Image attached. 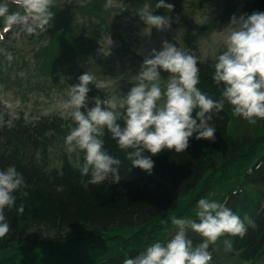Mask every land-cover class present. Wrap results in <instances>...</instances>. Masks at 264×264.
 I'll return each mask as SVG.
<instances>
[{
	"label": "clouds",
	"instance_id": "clouds-1",
	"mask_svg": "<svg viewBox=\"0 0 264 264\" xmlns=\"http://www.w3.org/2000/svg\"><path fill=\"white\" fill-rule=\"evenodd\" d=\"M108 2L111 4V0ZM12 3L23 14L20 11L10 13L8 4L0 3L5 33L17 25L29 35L45 33L51 27L55 15L51 8L55 0H12ZM156 8L171 12L174 5L159 0ZM139 15L149 26V33L152 27L158 31L171 29V18L153 15L148 4L140 8ZM222 32L225 33L223 50L213 57L211 76L219 90L218 97L198 86L202 57L191 48L177 47L167 40L162 42V50L153 49L145 57L135 77V86L123 100L118 101L115 96L102 100L97 96L94 106L89 107V85H95L96 80L91 72L79 76V83L68 88L61 114L75 126L69 125L66 151L76 154L74 167L82 177H90L86 181L88 185H100L105 181L119 184L121 181V160L105 150L106 132L125 152L133 167L151 175L153 156L166 150L184 153L193 137L215 142L214 118L226 106L233 118L249 126L264 122V12L253 11L239 18L233 15ZM6 59L11 62L12 54L8 53ZM161 70L170 74L163 87ZM121 120L123 125L118 122ZM5 126L12 127L13 118L5 119V114L0 113V128ZM80 153H83L82 162ZM255 167L256 170L264 167V161ZM25 188V179L15 166L0 170V240L8 238L12 232L7 212L14 207L20 214L25 211L23 203L17 207L15 195L19 192L27 196ZM56 191H63V188ZM195 215L198 222L172 216L174 236L166 243L153 242L134 258L126 255L123 264H211L210 245H216L225 236L242 239L249 228H256L255 221L247 214L242 218L226 203L206 198L197 202ZM189 230L199 234L203 242L194 245L188 238ZM223 243L226 250H232L230 239H224Z\"/></svg>",
	"mask_w": 264,
	"mask_h": 264
},
{
	"label": "trees",
	"instance_id": "trees-1",
	"mask_svg": "<svg viewBox=\"0 0 264 264\" xmlns=\"http://www.w3.org/2000/svg\"><path fill=\"white\" fill-rule=\"evenodd\" d=\"M90 1L78 9L87 14L101 9L99 1ZM158 1H150L153 9H156ZM51 10L55 14L57 33L41 49L48 64L52 60L61 64L73 61L76 57H86L90 50L86 45L81 46L75 41L76 27L73 19L64 16L58 8ZM253 11L264 12V0H244L242 12L251 14ZM2 25L4 21L0 18V28ZM45 33L38 37H43ZM213 62L214 60H208L200 63L198 86L209 95L218 97L219 90L211 79L214 72ZM51 73L56 77L52 82H59L63 66L55 67ZM118 122L123 125L122 120ZM236 122L237 119L231 116L226 106L214 118L217 127L215 142L196 140L193 137L184 153L176 154L166 150L153 156L154 169L151 175L133 167L131 161L126 159L125 152L106 132L103 138L105 150L121 160V181L119 184L105 181L100 185H88L86 181L90 177H82L67 158L60 168H50L47 165V149L53 138L52 134L68 129L69 121L59 117L41 118L35 124L13 120L12 127L0 128V170L15 166L25 179L27 188L23 191L28 195L15 193L17 207L20 203L25 205L23 214L18 213L16 207L6 214L12 232L8 238L0 240V264H10L16 258L27 259L30 253H36L37 248L44 250V247L54 241L73 240L76 245H81L97 239L102 243L107 242L108 249H115L119 245L124 249L113 257L86 264H123L126 255L134 258L144 249L145 243L155 240L154 237L160 232V226H156L159 218L162 226L169 224L170 219L163 214L173 203L200 183L186 204V209L175 215L177 218H189L199 199L209 196L215 188L222 187L221 177L229 172L235 162L244 163L251 171L250 174L244 171L237 184L238 190L236 186L225 190L228 193L224 200L234 213L242 218L247 214L253 219L256 228H249L242 239L228 237L232 241V250L243 260H264V167L259 170L255 167L257 163L264 161V135L257 134L258 130L251 128L247 122L245 133L233 129L230 135L228 127L230 123ZM82 157L83 153H80L81 162ZM250 183L252 189H256L251 196L246 191ZM61 187L63 191H56ZM18 221L30 228H36L38 238H35L37 233H34V240L26 237L25 240L14 241L15 231L19 227ZM43 229L53 232V239L43 240ZM124 230L132 231L126 237ZM51 240L53 241L50 242ZM47 259H42L41 263L55 264L54 259Z\"/></svg>",
	"mask_w": 264,
	"mask_h": 264
},
{
	"label": "rangeland",
	"instance_id": "rangeland-1",
	"mask_svg": "<svg viewBox=\"0 0 264 264\" xmlns=\"http://www.w3.org/2000/svg\"><path fill=\"white\" fill-rule=\"evenodd\" d=\"M243 1L165 0V3L173 4L174 9L168 12L164 8H158L160 13L154 12L153 15L170 17L171 29L158 31L152 27L149 33V26L139 15L143 6L141 0H111V4L105 0L104 4L110 11L100 18L96 17V21L101 24L108 23L107 27L103 26L102 31L91 33L89 26L95 22L94 19L91 15L75 11V41L81 46L86 45L90 53L84 58L76 57L73 61L61 64L52 62L48 65L45 55L39 56L41 49L48 45V35L36 41H29L22 26H14L10 34L0 35L3 36V39H0V72L6 77L4 82L0 83V113L5 114V119L11 117L27 124H33L45 117H60L71 121L61 114V104L68 88L78 84L79 76L86 72L95 75L97 86L89 85V107L94 106V98L97 96L102 100L112 96L118 101L123 100L135 86V77L140 73L145 57L153 49L162 50V42L165 40L177 47L191 48L202 57V62L213 60V57L223 50L225 33L222 31L229 25L230 18L233 15L239 18L243 14ZM61 6L72 10L71 7H79L81 3L76 0H62ZM8 53L13 56L11 62L6 59ZM60 65L63 66V73L59 76V82L54 84L52 79L56 77L51 72ZM160 74L163 87L170 74L162 70ZM120 111L123 112V109ZM250 127H255L257 134L264 135L263 123ZM245 128V121L237 119L236 123H230L228 132L231 135L235 129L245 133ZM69 131L70 128L52 134L46 158L50 168H60L67 161L65 158L71 164L76 162V154L66 151L65 137ZM251 131L252 129L249 130ZM247 168L244 163L235 162L229 172L221 177L222 187L215 188L205 198L220 202L222 196L228 193H225V190L237 186ZM199 184L173 203L165 217L184 211ZM252 187L250 184L246 188L249 196L253 192ZM195 211L196 208L191 212V216H196ZM18 226V231L21 228V233H18L19 240H25L26 237L34 240L32 236L37 233L36 228L23 225L21 221H18ZM188 234L199 235L191 230ZM41 235L43 240L49 241L53 239L54 233L43 229ZM35 238H38V233ZM224 239L229 238L222 237L213 245L216 264H264L263 259L245 261L232 250H226ZM123 249L122 245L108 249L107 242L102 243L98 239L81 245H76L73 240L53 242L44 247V250L37 248L36 253H30L27 259L16 258L11 260L10 264H46L41 261L47 258L50 261L54 259L55 264H86L94 259H107Z\"/></svg>",
	"mask_w": 264,
	"mask_h": 264
}]
</instances>
